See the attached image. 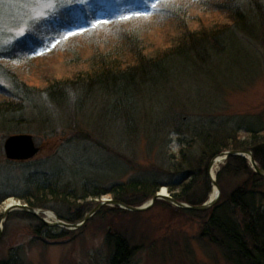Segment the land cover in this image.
I'll return each instance as SVG.
<instances>
[{
	"label": "rangeland",
	"instance_id": "rangeland-1",
	"mask_svg": "<svg viewBox=\"0 0 264 264\" xmlns=\"http://www.w3.org/2000/svg\"><path fill=\"white\" fill-rule=\"evenodd\" d=\"M91 1L0 0V51L24 38L33 20L51 19L65 5L84 11L83 6ZM159 1L96 0L93 17L82 13V21L72 23L62 39L57 35L36 55L0 57V85L10 86L5 76L12 71L32 86L31 93L35 94L33 103L21 114L22 124H0V194H10L0 202V257L21 247L26 264H110L108 233L119 231L139 248L128 264H230L220 247L202 236L206 214L180 212L165 199L144 211H117L111 208L116 205H105L75 230L55 226V233L63 229L69 232L55 240L37 235L34 230L38 221L18 215L23 210H14L3 220L10 200L27 204L18 195L31 188L27 179L32 173L52 174L60 183L71 182L78 188L84 183L110 188L146 168L161 172V179L168 180L166 172L172 170L171 165L180 160L187 146L188 141L181 137L191 139V129L205 128L223 138L242 124L236 136L243 139L246 126L264 127V0L261 9L254 0H239L246 11L241 32L228 13L217 9V0L201 1L204 5L196 0H170L172 11L165 7L156 13ZM251 7L260 12L252 13ZM122 14L125 17L118 18ZM132 17L140 20L130 26ZM104 27L137 34L148 58L172 51L181 43L185 30L222 31L213 45L219 49L205 44L201 50L204 65L187 62L171 79L139 89L131 100L94 92L78 110L76 99L67 106L52 102L42 90L56 79L82 76L95 65L98 53L115 67L134 64L135 58L127 54L130 48H126V39L122 42L113 32L105 34ZM90 29L87 37L84 34ZM62 40V47L55 50ZM1 99L4 96L0 93ZM8 133L32 134L40 153L30 162L10 163L4 149ZM196 144L201 152V142ZM247 160L252 166L249 155ZM243 181L244 176L235 178L225 173L220 198L223 192L230 195ZM163 187L172 196L169 187ZM106 199L113 196L78 203L89 204L87 215ZM54 205L62 212L75 206Z\"/></svg>",
	"mask_w": 264,
	"mask_h": 264
},
{
	"label": "trees",
	"instance_id": "trees-1",
	"mask_svg": "<svg viewBox=\"0 0 264 264\" xmlns=\"http://www.w3.org/2000/svg\"><path fill=\"white\" fill-rule=\"evenodd\" d=\"M217 1V9L228 13L233 20L234 27L241 32L244 28L243 25L246 23V11L240 1ZM170 4H172L170 0H160L154 11L156 13L161 12L165 7L167 10L172 11L173 7ZM199 4L204 5L205 2ZM253 4L257 5L259 9L263 6L262 0H254ZM96 5V0H92L83 6L84 11L82 8L65 5L59 12L54 13L51 19L33 20L29 25L30 30L27 31L24 38L0 51L1 59H15L18 56H20L19 59H22L27 55H36L42 47H49L57 35H59V39H62L66 29L72 23L82 21V13L88 16L92 14L93 17L97 11ZM255 9L251 7L252 13L258 14L260 11L257 12ZM118 13H123V11ZM121 17H125V15L118 16V18ZM118 18L116 17V19ZM137 20L140 19L132 17L130 26H133V23ZM103 29L105 34H107V31L113 32L118 37L117 39H121L122 42L126 39V48H130L127 54L135 58L134 64H129L124 68L115 67L114 62H106L108 58H104L103 54L98 53L95 65L92 62L93 67L88 69L86 73L84 72L85 74L82 76L56 79L42 90L52 102L67 106L71 99L72 101L76 99L74 105L78 110L80 106H84V100L91 98V94L94 92L101 95L121 96L126 100H131L139 89L165 83L168 79H171L174 73L176 74L178 70L187 66V62L193 60L204 65L205 60L201 57V50L205 49V44H210L212 48L219 49V47L213 45L219 41L218 38L222 31L218 30L219 33H212L204 29L185 30L181 43L175 46L172 51L148 58L143 54L142 47L138 43L137 34L127 33L125 29L118 30L119 28L117 31L113 30L112 27H104ZM90 32L91 29L84 35L89 37ZM60 43L55 50L62 47L63 40ZM187 58L190 60L188 61ZM199 60L202 62H199ZM10 73L12 75L6 73L10 78L5 76L10 80V86L0 85V93L4 96V99L0 100V124L13 121L17 125L22 124V121H20L21 114L27 111L33 103L32 100L35 94L31 93L34 89L32 86L20 79L16 73L12 71ZM242 126V124H237L234 131L223 136V138L211 130L206 131L205 128L197 129L195 127L191 129L188 132L191 139L181 137V140L188 141V147L186 146L181 151L180 160L171 165V171L166 172L165 170L166 174L170 176H168V180L161 179V172H150L146 168L126 182L113 184L110 188L95 183H84L83 186L78 188L71 182L60 183L52 174L36 172L28 175L27 179L32 189L29 188L18 196L31 207L54 210L60 219L67 222L81 221L91 209L89 204L86 207L81 203L79 204V201L112 195L113 199L122 201L127 205L140 206L156 196L163 186H168L172 196L177 200L191 206H198L209 199L208 195L212 188L208 174L209 166L211 161L221 153L230 150H251L258 166L264 170V127L256 128L253 127V124L249 127L246 126L247 135L242 139L236 136ZM10 134L12 133H8L5 138ZM182 135H184V131H182ZM187 137L189 136L187 135ZM196 142H201V152ZM9 162L27 163L25 161ZM225 163L223 168L217 172L219 186H222V177L225 173H230L235 178L244 176L242 184L230 195L223 192V196L210 210L198 212L178 208V211H188L199 216L206 214L205 219L202 221V236L216 243L220 247L224 258L230 264H264V176L255 171L247 158L243 156L231 155ZM8 197H10V194H0V202ZM157 201L160 202V200ZM55 203L70 207L71 205L75 206L71 207V211L62 212L64 210L60 211L54 205ZM111 208L123 211L119 206ZM18 215L29 219L35 218L34 220H37L38 224L34 232L39 236L55 240L66 237L69 233L68 230L64 229L55 233L54 231L57 228L47 225L29 212L22 211ZM107 241L112 246L110 264H128L139 249L137 245H133L119 231L109 232ZM23 254L24 251L21 247L12 249L0 257V264H26Z\"/></svg>",
	"mask_w": 264,
	"mask_h": 264
},
{
	"label": "water",
	"instance_id": "water-1",
	"mask_svg": "<svg viewBox=\"0 0 264 264\" xmlns=\"http://www.w3.org/2000/svg\"><path fill=\"white\" fill-rule=\"evenodd\" d=\"M4 149L6 153V157L9 160L12 161H28L32 160L35 158L41 151V148L36 144L34 136L32 134L28 133H21V134H12L8 136L4 142ZM231 155H238V156H243L247 157L248 155L250 156L251 163L255 170L260 174L264 176V170L261 169L253 155V152L251 150H230V151H225L221 153L220 155L216 156L210 163L208 174L209 178L213 184V186H216L218 189V194L215 197H210V199L205 202L202 205L198 206H191L187 203L181 202L174 198L173 196L169 194H161V192H158L156 196H154L152 199H150L146 204L141 205V206H131L123 203L122 201L119 200H114V199H106L103 200L101 203H99L98 206H96L90 213H88L82 221L79 223H71L67 222L61 219H58L56 222H49L47 219L42 215L46 213V210L43 209H37L34 207L29 206L28 204H22V203H17V205L13 208H7L6 212L3 216V220L7 217V215L14 211V210H23L26 212H29L33 214L34 216L38 217L42 221H44L47 225L49 226H59L62 228H66L69 230H75L79 228L80 226L84 225L86 221L93 215H95L103 206L105 205H116L119 206L123 209L127 210H132V211H144L149 208H151L155 202L159 199H165L172 203L173 205L179 207V208H184L192 211H207L211 209L220 199L221 196V188L217 183V178L216 175L213 174V168L219 161L218 159H223L222 162H224L229 156ZM2 220V222H3ZM2 234V228L0 226V238Z\"/></svg>",
	"mask_w": 264,
	"mask_h": 264
},
{
	"label": "bare ground",
	"instance_id": "bare-ground-1",
	"mask_svg": "<svg viewBox=\"0 0 264 264\" xmlns=\"http://www.w3.org/2000/svg\"><path fill=\"white\" fill-rule=\"evenodd\" d=\"M218 160L219 161L217 162V164L213 168V174L214 175L216 174V169L220 166V164L223 161V159H221V158L218 159ZM160 192H161V194H168L169 193L166 187H163ZM217 194H218V189H217L216 186H214V189H213V192H212L211 195H212V197H215V196H217ZM16 205H17V202H15L12 199V200H10L8 202L6 209L7 208H13V206L15 207ZM46 211L47 212L44 213V216L46 217L47 221H49V222H56L59 219V217L56 215V213L54 211H52V210H46Z\"/></svg>",
	"mask_w": 264,
	"mask_h": 264
}]
</instances>
